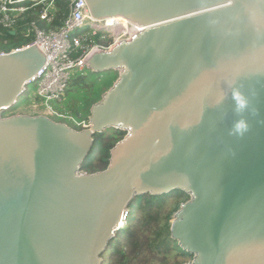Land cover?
<instances>
[{
  "label": "water",
  "instance_id": "1",
  "mask_svg": "<svg viewBox=\"0 0 264 264\" xmlns=\"http://www.w3.org/2000/svg\"><path fill=\"white\" fill-rule=\"evenodd\" d=\"M83 1L95 21L142 30L83 59L117 72L89 130L4 117L45 57L0 54V264H104L124 210L177 191L184 264H264V0ZM111 129L125 135L106 169L81 172Z\"/></svg>",
  "mask_w": 264,
  "mask_h": 264
},
{
  "label": "built area",
  "instance_id": "2",
  "mask_svg": "<svg viewBox=\"0 0 264 264\" xmlns=\"http://www.w3.org/2000/svg\"><path fill=\"white\" fill-rule=\"evenodd\" d=\"M28 1L32 4L25 6ZM36 7H40L37 19L26 23L28 29L25 36L32 35L33 39L27 46L37 47L44 54L45 62L27 82L25 91L30 84L37 86L35 96L45 113L39 115L67 118L77 127L72 129L89 130L91 124L88 119L76 122L64 113L62 101L69 84L86 69L83 59L91 51H109L120 42L129 40L134 32L128 36L124 35L123 28L116 30L114 27L95 26V23L102 21H95L89 16L83 0H0V30L14 28L18 21L25 19L27 12H32ZM56 20L59 24L54 26ZM37 23L44 27H39ZM127 25L132 28L130 24ZM100 31L103 34L99 36ZM127 217L128 210H124L123 224Z\"/></svg>",
  "mask_w": 264,
  "mask_h": 264
},
{
  "label": "trees",
  "instance_id": "3",
  "mask_svg": "<svg viewBox=\"0 0 264 264\" xmlns=\"http://www.w3.org/2000/svg\"><path fill=\"white\" fill-rule=\"evenodd\" d=\"M28 1L25 6H30ZM62 6V4H59ZM40 7L27 12L23 21H18L12 29L0 30V53H9L23 48L32 41V35L26 37V23L36 21ZM39 27L43 24L37 23ZM56 20L54 26L58 25ZM103 33L100 31L99 36ZM117 78V72H115ZM125 133L114 129L95 136V144L89 157L83 162L80 171L95 173L103 171L108 165L110 150L124 137ZM188 196L179 191L159 197L142 196L128 208V217L123 228L104 254V264H183L191 260L189 254L177 255L179 249L170 240V221L180 205ZM180 251V249H179Z\"/></svg>",
  "mask_w": 264,
  "mask_h": 264
},
{
  "label": "rangeland",
  "instance_id": "4",
  "mask_svg": "<svg viewBox=\"0 0 264 264\" xmlns=\"http://www.w3.org/2000/svg\"><path fill=\"white\" fill-rule=\"evenodd\" d=\"M24 18L26 19L27 17ZM116 79V74L113 71L93 73L86 68L82 73L77 74L69 84L62 101L64 113L67 116H71L76 122L86 121L92 105L101 99L102 95L115 83ZM36 88L37 86L34 84L28 85L26 91L17 98L16 103L4 114V117L45 114L44 108L35 96ZM46 116L54 122L66 124L70 128H77L70 119ZM124 225L125 223H122V226ZM173 245L175 247V243Z\"/></svg>",
  "mask_w": 264,
  "mask_h": 264
},
{
  "label": "bare ground",
  "instance_id": "5",
  "mask_svg": "<svg viewBox=\"0 0 264 264\" xmlns=\"http://www.w3.org/2000/svg\"><path fill=\"white\" fill-rule=\"evenodd\" d=\"M127 24H129L127 21L125 20H122V19H116V20H112V19H107L105 21H103L102 23H95V26H107V27H114L116 30H119L121 28L124 29V35H131L132 32L136 33L137 31L139 30H142L141 27H135V26H132V28H130ZM115 31V30H113ZM76 131V130H75ZM122 223V222H121Z\"/></svg>",
  "mask_w": 264,
  "mask_h": 264
},
{
  "label": "clouds",
  "instance_id": "6",
  "mask_svg": "<svg viewBox=\"0 0 264 264\" xmlns=\"http://www.w3.org/2000/svg\"><path fill=\"white\" fill-rule=\"evenodd\" d=\"M242 103V102H241ZM244 130H246V125H245V123L244 122H238L237 124H236V131L237 132H242V131H244Z\"/></svg>",
  "mask_w": 264,
  "mask_h": 264
},
{
  "label": "flooded vegetation",
  "instance_id": "7",
  "mask_svg": "<svg viewBox=\"0 0 264 264\" xmlns=\"http://www.w3.org/2000/svg\"><path fill=\"white\" fill-rule=\"evenodd\" d=\"M177 255L179 254V255H181V258H183L184 257V255H185V253H183V252H181V251H179V249L177 250ZM184 264V263H183Z\"/></svg>",
  "mask_w": 264,
  "mask_h": 264
},
{
  "label": "crops",
  "instance_id": "8",
  "mask_svg": "<svg viewBox=\"0 0 264 264\" xmlns=\"http://www.w3.org/2000/svg\"><path fill=\"white\" fill-rule=\"evenodd\" d=\"M32 116H34V115H32Z\"/></svg>",
  "mask_w": 264,
  "mask_h": 264
}]
</instances>
